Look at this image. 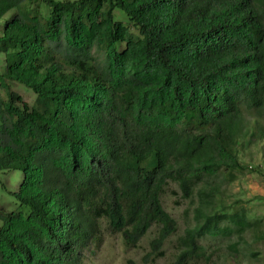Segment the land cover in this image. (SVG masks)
<instances>
[{"label":"trees","instance_id":"obj_1","mask_svg":"<svg viewBox=\"0 0 264 264\" xmlns=\"http://www.w3.org/2000/svg\"><path fill=\"white\" fill-rule=\"evenodd\" d=\"M11 10L0 184L19 209H0V264H79L102 226L132 246L155 226L161 256L176 230L161 203L169 181L199 201L169 264L203 256L204 234L260 227L242 207L211 211L209 179L244 168L238 135L264 141V0H0V19ZM10 171L21 173L15 190Z\"/></svg>","mask_w":264,"mask_h":264},{"label":"rangeland","instance_id":"obj_2","mask_svg":"<svg viewBox=\"0 0 264 264\" xmlns=\"http://www.w3.org/2000/svg\"><path fill=\"white\" fill-rule=\"evenodd\" d=\"M35 7V5H33ZM37 8V7H35ZM40 19L45 22L47 6L40 2ZM116 19L136 32L135 26L120 9L115 10ZM15 11L5 13L0 19V29L4 18ZM123 48V44H120ZM4 68V55L0 53V72ZM12 89L17 91L27 103L34 101V93L24 85L13 82ZM252 119V117L246 116ZM252 122H249L251 125ZM237 136V151L243 165L242 170L232 171L231 176L225 173L210 178V182L217 186L219 192L214 197L211 211H227L244 208L246 215L252 219L261 218L262 223L257 230L246 229L241 235L230 236L204 234L197 242L204 246V255L193 258L189 264H264V141L262 139H247V134ZM10 171L3 174L6 188L15 190L21 180V173ZM11 177H14L11 179ZM229 177V178H228ZM176 182L169 181L161 194L163 208L176 220V230L167 237L162 246L163 254L153 257L150 240L156 234V227L152 226L148 232L132 246L127 245L121 234L111 232L101 227L100 238L81 250L79 264H169L177 252V243L187 227L195 224L194 210L198 205V198H183ZM0 209L3 211L17 210L18 204L12 196L4 191L0 184ZM219 225H226L221 222ZM236 249L233 251V244Z\"/></svg>","mask_w":264,"mask_h":264}]
</instances>
